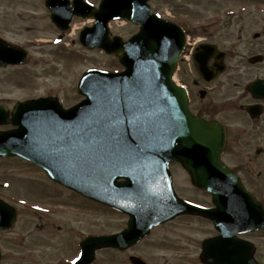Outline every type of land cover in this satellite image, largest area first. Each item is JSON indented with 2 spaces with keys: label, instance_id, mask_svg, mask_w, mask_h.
Here are the masks:
<instances>
[{
  "label": "water",
  "instance_id": "water-1",
  "mask_svg": "<svg viewBox=\"0 0 264 264\" xmlns=\"http://www.w3.org/2000/svg\"><path fill=\"white\" fill-rule=\"evenodd\" d=\"M148 1L100 0L95 8L82 0L72 5L45 0L61 32L74 16L93 18L94 25L79 33L80 45L116 56L125 70L85 72L77 84L85 99L68 110L56 98H40L16 103L8 120V112L0 107V125L16 126L0 131V157L34 163L51 180L129 216L122 232L82 241L73 264H91L99 249L131 247L153 226L181 214L209 218L222 231V236L203 242L202 263L257 264L254 247L238 242L227 225L246 232L264 229V209L220 162L223 129L190 113L186 92L172 80L184 33L153 14ZM116 19L139 27L126 43L109 37L107 24ZM16 53L0 45V66L24 62L25 57ZM196 58L199 73L213 76ZM262 85L250 87L257 98H263ZM175 161L187 170L194 186L211 193L217 210L194 207L176 197L167 168ZM14 221V209L0 201V231L10 229ZM130 260L145 264L135 257Z\"/></svg>",
  "mask_w": 264,
  "mask_h": 264
},
{
  "label": "rangeland",
  "instance_id": "rangeland-1",
  "mask_svg": "<svg viewBox=\"0 0 264 264\" xmlns=\"http://www.w3.org/2000/svg\"><path fill=\"white\" fill-rule=\"evenodd\" d=\"M86 1L99 3V0ZM233 1L230 5L235 9L245 3L244 0ZM189 2L154 0L151 3L160 16L177 22L183 19L190 25L208 19L214 10L204 2L186 9L185 4ZM246 8L251 19L258 20L264 11V0H246ZM45 12L48 11L43 0H0V16H8L0 18L7 21L0 34L26 47L30 53L26 65L0 71V101L7 106L21 100L57 97L68 108L81 100L75 86L84 71L121 69L116 57L77 44L78 32L89 23L74 18L71 30L57 42L59 32ZM121 24L111 23L110 32L124 37L133 32V27ZM190 75L179 70L174 79L185 83ZM261 166H264V155L250 169L257 174ZM170 171L180 197L209 204V195L194 189L177 165H170ZM249 178H246V186L264 202V177ZM67 193L51 183L37 166L19 158L0 159V197L11 202L17 212L8 240L4 236L0 241L4 254L0 264H71L78 256V245L84 237L112 234L126 227V216L91 203L84 206L76 196ZM212 233L213 227L206 220L178 217L154 228L147 238L129 250L98 251L93 264H131L130 256H138L147 264H200L199 245ZM246 239L255 245V256L264 264V234L248 235Z\"/></svg>",
  "mask_w": 264,
  "mask_h": 264
},
{
  "label": "flooded vegetation",
  "instance_id": "flooded-vegetation-1",
  "mask_svg": "<svg viewBox=\"0 0 264 264\" xmlns=\"http://www.w3.org/2000/svg\"><path fill=\"white\" fill-rule=\"evenodd\" d=\"M188 1L190 2L185 4L186 9L196 8L204 2L207 3L205 6H211L214 10L208 19L200 20L195 25H190L183 19L181 22L176 21L186 34V45L182 52V60L181 58L179 60V70L192 74L188 76L185 83L181 82V85L186 90L190 112L205 122L216 123L223 128L224 147L220 159L232 173L240 178L246 188L247 177H264V166L260 167L257 174L250 169L262 160L264 155V87H262L263 98H257L250 90L252 83H264V11L260 13V18L255 20L251 19L250 11L246 8V0L238 9L230 5L232 4L230 2H234L233 0ZM199 12L198 9L197 13ZM45 13L48 15L47 12ZM2 17L8 16H0L1 19ZM0 22V31H2L7 21ZM136 31L134 27L133 32L127 37L120 36L123 41H126ZM2 44L27 50L26 47L14 44L0 34V45ZM26 54L27 61L24 65L30 58V53L26 51ZM185 55H188V58H185ZM195 55L199 61L205 62L207 68L214 73L213 76L199 74L193 61ZM181 64H183L182 69ZM24 65L0 67V71ZM217 69L220 70L215 74ZM0 106L10 111L13 105L7 106L0 101ZM173 164L181 169L190 182L182 165ZM251 192L256 195L252 190ZM69 193L78 197L77 199L81 200L84 206H89L87 200L83 201L75 193ZM182 199L202 207H213L211 198L209 204L188 198ZM0 200L11 203L3 197H0ZM258 200L260 201L259 198ZM210 224L213 227V233L207 238L218 236L219 231L212 223ZM8 235L9 232L0 233V241L4 236H6L5 240H8ZM241 237L246 240V233ZM201 246L202 241L199 245L200 251ZM0 252L1 263L4 260L1 248Z\"/></svg>",
  "mask_w": 264,
  "mask_h": 264
}]
</instances>
